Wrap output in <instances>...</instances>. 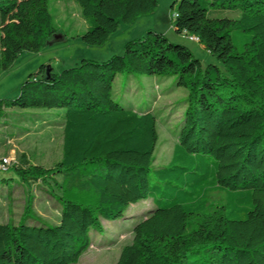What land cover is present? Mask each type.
Instances as JSON below:
<instances>
[{
    "label": "trees",
    "instance_id": "16d2710c",
    "mask_svg": "<svg viewBox=\"0 0 264 264\" xmlns=\"http://www.w3.org/2000/svg\"><path fill=\"white\" fill-rule=\"evenodd\" d=\"M50 1L0 0V75L22 52H41L56 36ZM75 1L88 23L81 40L93 46L159 5ZM227 10L239 16H219ZM171 23L222 66H204L186 45L149 31L106 60L84 58L60 72L42 64L16 98L0 99V119L11 108L66 110L63 156L54 167L13 163L0 170L13 171L16 184L54 180L60 222L32 223L29 211L17 225L0 222V264L75 263L91 231L103 230L100 217L121 219L148 197L154 207L134 223V239L114 264H264V0H179ZM122 72L176 76L188 90L179 141L164 167H152L155 113L114 98ZM87 166L93 169L78 170Z\"/></svg>",
    "mask_w": 264,
    "mask_h": 264
},
{
    "label": "rangeland",
    "instance_id": "374dc122",
    "mask_svg": "<svg viewBox=\"0 0 264 264\" xmlns=\"http://www.w3.org/2000/svg\"><path fill=\"white\" fill-rule=\"evenodd\" d=\"M174 4V8L172 5ZM179 0H159L157 9L140 16L133 24H122L108 41L100 46L84 43L79 35L88 27L80 5L75 0H51L50 10L57 27V34L38 53L24 51L10 67L0 75V99H14L19 95L22 83L30 73L42 64L50 65L55 72L75 66L84 58L106 60L122 54L127 41L137 38L144 31L160 32L169 41L186 45L203 65L210 63L222 66L197 40L177 34L171 23V13L176 11ZM215 15V14H214ZM219 16L238 17L232 11L220 12ZM87 26V27H85ZM139 36V35H138ZM176 76L119 73L114 81V98L135 110L153 111L157 116L158 144L154 153L153 168L166 166L179 141L180 123L187 105L188 90L177 86ZM64 108L8 109L0 119V158L6 157L13 163L29 164L43 168L54 167L63 156ZM92 166L82 167L81 172H90ZM17 176L13 171H0V222L17 225L24 213L34 216L42 224L55 225L61 217V189L54 182L39 180L23 183L9 179ZM61 183L63 178H56ZM93 198V192H89ZM213 198H221L214 194ZM154 207L152 197L131 204L125 216L118 220L102 217L103 230L91 231V243L72 264H114L122 248L134 239V223L149 215Z\"/></svg>",
    "mask_w": 264,
    "mask_h": 264
},
{
    "label": "built area",
    "instance_id": "2783aa9c",
    "mask_svg": "<svg viewBox=\"0 0 264 264\" xmlns=\"http://www.w3.org/2000/svg\"><path fill=\"white\" fill-rule=\"evenodd\" d=\"M190 38L197 40L196 37H190ZM9 165H10L9 159L6 157H2L0 160V170H6Z\"/></svg>",
    "mask_w": 264,
    "mask_h": 264
},
{
    "label": "crops",
    "instance_id": "0c3cea01",
    "mask_svg": "<svg viewBox=\"0 0 264 264\" xmlns=\"http://www.w3.org/2000/svg\"><path fill=\"white\" fill-rule=\"evenodd\" d=\"M85 27H87V26H85ZM82 33H83V32H81L80 35H81ZM143 33H145V32L142 31V32L138 33L136 37H140V36L144 35ZM80 35H79V38L81 39ZM138 35H139V36H138ZM50 42H51V41H50Z\"/></svg>",
    "mask_w": 264,
    "mask_h": 264
},
{
    "label": "water",
    "instance_id": "95a60500",
    "mask_svg": "<svg viewBox=\"0 0 264 264\" xmlns=\"http://www.w3.org/2000/svg\"><path fill=\"white\" fill-rule=\"evenodd\" d=\"M50 72V68L47 69V74Z\"/></svg>",
    "mask_w": 264,
    "mask_h": 264
}]
</instances>
